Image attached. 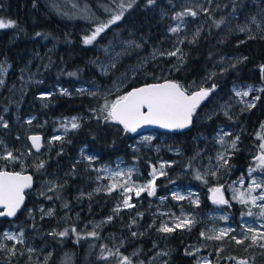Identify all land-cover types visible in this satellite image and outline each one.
Wrapping results in <instances>:
<instances>
[{
	"label": "trees",
	"instance_id": "trees-1",
	"mask_svg": "<svg viewBox=\"0 0 264 264\" xmlns=\"http://www.w3.org/2000/svg\"><path fill=\"white\" fill-rule=\"evenodd\" d=\"M235 2L238 19L256 12L253 0ZM217 4L221 7L217 8ZM105 6L115 9L112 0H0V20L13 21L16 25L0 29V59L11 65L6 89L0 91V113L11 103L6 90L21 83L22 75L34 52L41 53L47 50L50 52L52 49L49 70L40 81L28 88L24 104L21 106V114H32L37 117V125L29 127L28 132L42 133L46 140L51 134V129L59 121H64L72 115L82 116L80 127L70 130L62 143L55 147H44L42 151L36 153L28 141L30 152L28 150L25 172L34 175V187L28 192L26 207L17 219L2 223V228L9 227L14 222L28 220L29 232H43V238L36 240L40 242L43 239L52 251L47 264H117L118 257H110L108 260L99 258L105 245L113 252L116 251L113 249L112 239L124 241V245L119 248L122 255L138 251V255L132 259L133 264L140 262L148 264L149 257L158 246L168 251L167 264H194L200 253L208 254L211 264H236V260L228 257L246 259L249 264H264V249L249 247V241L236 244L229 237L223 241H215L200 236V233L205 232L212 224L209 212L217 206L209 197L210 188L223 185L226 190L225 179L235 180L246 176L249 165L254 163L253 157L259 154L260 139L257 134L264 122V92H260V99L256 101L255 107L249 110L235 111L232 116H225L219 112L209 117L207 113L217 106L219 101L231 96V86L235 83H253L264 87V73L261 71V66L264 65V39L258 37L241 40L240 36L234 34L222 39L226 25L216 28L212 20L221 17L231 19L233 0H214V6L210 8L212 19L204 14L199 15L201 33L198 38L195 42L186 39L181 44L183 59L179 64L175 56L150 59L135 72L125 88V91H129L140 85L165 79L176 80L189 88L190 83L215 73L211 79L208 78L205 87L208 88L214 83L217 86L216 90L196 110L190 129L179 134H168V142L174 149L179 150V154L165 153L174 162L167 168V175L156 180L157 196H166L173 184L186 183L200 190L203 193L200 206L187 204L185 207L201 214V218L190 232L177 230L172 234H161L157 232L156 227H150L145 195L140 198L142 203H138L135 208L124 209L116 214L113 209L121 198L119 191L110 195L91 194L94 184L93 171L79 157L80 147L85 146L96 153L98 162L101 163L113 164L118 158L136 162L145 174L142 179H146L154 158L150 157L152 151L133 147L137 134L125 133L120 125L103 123L93 118L90 110L98 108L103 102L100 94L93 97L87 93L74 95L53 93L43 105L36 97L38 93L47 92L57 85L74 90L81 83L94 81L105 87L154 48L170 50L174 44L171 40L173 35L169 31L172 18L176 12L186 8L183 0H156L153 5H148L147 0H134L132 7L124 12L121 22L116 26L120 25L125 29V33L129 31L130 35L136 38L135 44L141 47L133 46L127 50L115 66L107 74H103L95 64L101 56L95 41L92 44L84 43V38L90 36L95 27L94 22L85 19L84 16L90 12L100 20H107L110 14L104 11ZM85 9L88 12H85ZM36 33L41 35L37 36ZM231 55H239L240 61L226 68L216 66L220 58ZM244 57L247 59H243ZM70 72L76 75L69 76ZM111 98L112 96H108V99ZM13 105L11 103L12 111L6 116L9 117V122L12 120L8 128L15 131L16 125L11 116L15 106ZM38 121H44V126H38ZM221 126L231 128L233 132L229 136L230 139L235 136H239L240 139L229 162L230 168L223 172V178L215 180L209 176V182L205 184L195 179V171L197 169L201 171V165L208 162L217 149L214 140L210 138L214 137ZM22 134L25 135V132ZM10 146L13 153L20 157V161L17 162L20 163L22 145L19 147L12 140ZM41 162H44V167L38 170L37 166ZM189 162L192 167L188 166ZM17 163L13 164L12 169H16ZM42 178H50L57 183L55 191H47L39 197L35 190ZM225 194L226 198L231 199L227 190ZM46 196H51L52 199L49 200ZM44 204L53 205L55 210L53 216L41 221L23 218L27 207ZM64 204H68V207L65 208ZM220 208H223L235 230L240 231L243 206L232 201L231 208L227 206ZM68 211L72 217L77 214L76 219H68L66 214ZM139 212L144 213L143 217L139 224L134 226L132 223L134 215ZM111 215L113 219L102 232L98 233L99 239L89 237L80 239L79 243L76 242V235L71 232L73 227L76 233L83 236L86 235V231L82 229V223ZM65 228L70 230L67 237L50 235ZM132 232H137L138 235L133 237ZM140 233L143 235H139ZM194 246L202 250L193 252ZM219 248H223V251H218ZM187 252L194 254L188 255ZM18 256L13 260H7L2 253L0 264H28L23 256L22 258Z\"/></svg>",
	"mask_w": 264,
	"mask_h": 264
},
{
	"label": "snow or ice",
	"instance_id": "snow-or-ice-1",
	"mask_svg": "<svg viewBox=\"0 0 264 264\" xmlns=\"http://www.w3.org/2000/svg\"><path fill=\"white\" fill-rule=\"evenodd\" d=\"M212 0H209V4ZM112 3L115 5V9L110 6H105L104 11L109 13L110 16L107 20H100L95 17L90 12L88 15L84 16L85 19H89L93 21L95 27L92 30L90 36H86L84 38L85 44H92L97 40L98 37L101 36L102 33H105L107 29H109L113 24H116L123 18L124 12L127 11L128 8L132 7L134 0H112ZM156 3V0H147L148 5H153ZM217 8H220L221 5L217 4ZM227 7V5H224ZM237 4L235 0H233L231 19H227L225 17H221L220 19H213L212 23L216 28H220L222 25H227L229 31L232 29V22L237 19L236 14ZM88 12L87 9L84 10ZM204 14L212 19L211 9L207 6L201 5L199 7V11L194 10L193 8H185L182 11L176 12L173 16L175 21L179 23L174 27H170L169 31L173 34H177L181 31V26L184 24L185 17L196 18L199 15ZM15 22L8 21L4 22L0 20V29L15 27ZM236 31L247 34V39H264V9L260 12L256 13V15H252L250 17L245 18V22L242 24H236ZM37 36H40L41 33H36ZM200 35V29L196 31L194 34V38L192 42H195V37ZM183 40H179L178 43H183ZM246 41H241V43H245ZM141 47V45L135 44V42H128L125 46L129 47ZM107 53V49L105 50ZM123 53H114L113 59L119 58ZM181 49L179 47H175L174 50L168 52H157L154 51L151 54V58H155L157 56H178L182 59ZM243 59H247L244 57ZM113 67L115 64L113 63ZM0 71H3V66H0ZM133 72L136 69H132ZM261 71L264 73V65L261 66ZM69 76H75L76 73L70 72ZM215 73H212L209 76H214ZM4 84V80L0 79V87ZM120 85H116V89L119 90ZM216 84H212L210 87L205 88L202 85L199 86L198 89L190 91L188 87L182 85L179 82L172 80H165L161 83H152L146 84L142 87L134 88L126 93L117 96L113 100H108L106 96L103 98V102L100 104L98 108L91 109L90 111L93 114V118L103 123H111L122 126V130L125 133H137L139 129L143 128L147 125H155L163 129L168 130H183L191 126L193 121V116L196 114L197 108H199L200 104L206 100L215 90ZM61 94L63 95H71V93L67 89H61ZM78 93H87L90 96L96 97L98 95L99 90H88L85 88H80L76 90ZM112 90H108V93L111 94ZM253 91L264 92V87L259 89H254L253 87H248L247 91H235V96L240 97V103H245L243 100L244 97L249 96V94ZM103 96V93H100ZM51 93L42 94L41 99H49ZM259 96H254L252 102H247L245 104L246 108L250 109L255 107V101L259 100ZM7 109H5L6 111ZM227 115V113H225ZM231 118V117H229ZM35 117H32L26 121L28 124H32ZM9 125L6 121H4L3 116H0V127L7 128ZM80 127V123L77 117H71L67 123H62L61 128H63L64 133L66 134L69 130H75ZM264 128V125L261 126ZM231 136L230 132H224L221 130V133L218 134V143L221 145L222 151L218 152L215 160L216 164L212 165L203 173L197 169L195 171V179L201 180L203 183L207 184L208 177H216L217 173L220 172L221 169L228 170L230 168V160L234 151L237 149V143L239 141V136H235L231 139V141H227L225 137ZM31 140V147L34 148L37 152L40 151L43 146V138L40 135H32L29 137ZM145 140H150V137H144ZM258 139L261 140V143L258 145V155L253 157V164L249 165L248 168V178L249 183L246 188H237L235 186H231L232 196L231 199L226 198L224 194V186L217 185L210 188L212 193L211 201L214 205L217 206H227L228 208L232 207V201L237 202L241 206H243V211L241 212V220L243 221L245 217L251 218L253 223L256 220L264 221V179H260L257 176H254L253 173L261 172L264 173V134H258ZM54 141H63V136L56 135L53 136L49 141V145H51ZM3 144V141H0V145ZM229 148L232 150L229 151ZM5 154L0 155V162H6L2 167H0V217H15L17 212L20 211L21 207L24 204L25 189L32 187V176L31 175H23L21 172H14L7 169L8 164H14L20 161V157L15 155L11 150H7L5 148ZM83 154V150H82ZM199 155V153L197 154ZM89 162L96 159V157L88 156L86 157ZM211 159V158H210ZM171 167L170 162H164L159 165V169L157 166L152 165V171L150 175L152 179L148 181V183L143 185H137L135 182L131 181L132 170L117 171L113 174H110V178L113 180V183L109 184L106 188L107 193L110 195L113 191L120 192L122 197L121 203L117 204V206L113 209V212L118 214L121 210L127 208H135L136 205L131 203L133 199V195L137 198L141 196L142 193H147L149 197L157 196V186L156 180L160 176H165L167 173L164 171L165 167ZM189 167H192L191 162H189ZM44 167V162H41L37 168L42 169ZM102 171H107V169H102ZM236 182H234L235 184ZM238 183L243 186L244 185V177L241 176ZM48 191H55V186L49 187ZM97 192L101 191L100 188L96 189ZM43 195V193H41ZM91 195V194H90ZM47 199L51 200V196H46ZM161 203L166 201L168 196H160L157 197ZM171 198L176 201L188 200L189 203L193 204L195 207L200 206L199 196L196 193H189L188 195H183L178 192L171 193ZM64 207L67 208L68 204H64ZM256 209V211H254ZM29 214L31 215V210ZM41 213H44L47 216H52L54 214L52 209H49L46 213L45 210L41 207L39 209ZM139 216H143V213H138ZM160 216L169 217L168 220H162L160 225L157 227L155 225V221L150 227H156L157 232L161 234H172L177 230L180 231H191L192 228L198 222L195 215L184 214L183 211L180 216H176L174 213L168 212H160ZM43 218V216H41ZM228 216L224 215L220 217L225 221L228 220ZM113 219L112 216L107 217L105 221L102 223H109ZM133 224L136 223L135 219L132 221ZM97 228L100 225H96ZM69 229L65 228L60 232H52L50 235L58 236V237H67L69 235ZM236 231L234 228H220L213 229L210 233L201 232L200 236L206 240H215V241H223L225 238L231 236V239L236 244H243L245 241H249V247L256 246L261 249H264V223H260L258 226L253 227L252 223H248L245 221L244 225L241 227V237L237 238L236 236H232L231 233ZM71 232L76 235V242L79 243L80 239H87L89 237L94 239H99V234L97 231L93 230L88 232L86 235H81L76 233V229L73 227ZM3 238L6 240L15 241L17 244L24 243V232L20 231L19 234L4 232ZM131 235L133 237L137 236V232H132ZM139 235H143L140 233ZM121 246H123L121 244ZM155 247V245H154ZM6 250L11 255H16V250L14 247H9L5 244H0V251ZM29 253L35 252V249L29 248L27 250ZM105 251H107V255H105ZM199 251V249H197ZM218 251H223V248H219ZM188 255H193L194 253L187 252ZM23 255V252L20 253ZM51 253L45 257V264H47V260L51 257ZM133 255H138V253H134ZM158 256H166V252H160L157 254ZM110 257H118L117 264H133L132 259L129 256L122 255L119 248L116 251H112L108 249L105 245L101 249L100 259L108 260ZM155 259V257L153 258ZM228 259L236 260V264H249L248 260L240 259L237 260L235 257H228ZM143 264V262H140ZM162 264H167V261H163ZM197 264H211L210 260H204L203 262L198 261Z\"/></svg>",
	"mask_w": 264,
	"mask_h": 264
},
{
	"label": "rangeland",
	"instance_id": "rangeland-1",
	"mask_svg": "<svg viewBox=\"0 0 264 264\" xmlns=\"http://www.w3.org/2000/svg\"><path fill=\"white\" fill-rule=\"evenodd\" d=\"M254 4H256V12L248 15V16H244L241 19H236L235 21L232 22V29L231 31H229L228 26H225L224 32L222 34V39H226L228 38L231 34H234L236 36H240L241 40L242 39H246L247 38V34L246 33H241L239 31L235 30L236 24H242L245 22V18L246 17H250L252 15H256V13L260 12L262 9H264V0H253ZM183 5L186 8H193L194 10L199 11V7L201 5L203 6H207L209 8L214 6V0H212V2L209 4V0H183ZM238 17V15H237ZM199 16L196 18H192V17H185L184 18V24L181 26V31L177 34H173V37H171V40L174 41V44H172V48L170 50H160L158 48H154L152 51H150L149 53L143 55L142 57L139 58V61L137 64H133L131 65L127 70H125L124 72H122L116 79H114L110 84H108L107 86L103 87L99 84H96L94 81L91 82H85V83H81L78 87H76L74 90L69 89V88H64L60 85H57L54 89H51L47 92H41L38 93L36 95V97L38 98V100L42 103V105L44 103H46V99H41V95L42 94H48L51 93V95L53 93H58L61 94V89H67L71 95L77 94L78 92L76 91L77 89L80 88H85L88 90H99L98 94L103 93V98L104 96L107 97L108 96H112L111 99L108 100H113L115 99L117 96L122 95L124 93H126L127 91H125V88L127 87L130 79L135 75V72L140 69L142 67L143 64H145L148 60L153 59L151 58V54L154 51L157 52H168V51H172L174 50L175 47H179L181 49V56L183 59V51H182V47L181 44L182 43H178L179 40H186V39H192L194 38V34L196 33V31L198 29H200V33H201V26L199 24ZM120 21H118L116 24L120 23ZM178 21H175L172 18V22H171V27L176 26V24H178ZM116 24H113L109 29L106 30L105 33H102L100 37L97 38V40L95 41V45L98 48V50L101 52V56L96 60V67L97 69L102 72L103 74H107L109 72V70L113 67V63L115 64L118 59L130 48H126L125 46L128 44V42H135L136 38L131 36L129 31L127 33L124 32L125 29H122L119 26H116ZM192 27V28H191ZM198 37H195V39ZM107 49V53L105 52V50ZM52 50V49H51ZM51 50L50 52H34L32 59L30 60V62L28 63V65L25 68L24 74L22 75L21 78V83H19L15 88H8L6 90V92L10 95V102L13 103L14 105V109L13 112L11 114V116L14 119V124L16 125V129L15 131H12L11 128H3L0 127V141H3V144L0 145V155L5 154V148L7 150H12L11 146H10V142L13 140V142H16L17 146L20 147V145L23 146V150L21 152V159L23 161V159L26 157L28 159V150H29V146L26 145L25 143V135L22 134V132H26L28 131L29 127L31 126H35L37 125L36 120L37 117L36 115H32V114H28V116L21 114L20 110H21V106L22 101L24 100L25 95L28 92V88L32 85L35 84L36 82L40 81L41 77L44 75V73L49 70L50 68V64L52 61V56H51ZM123 53L119 58L117 59H113V54L114 53ZM159 57V56H157ZM176 62L177 64H179L182 59H180V57L175 56ZM241 59V57L239 55H231V56H223L222 58H220L217 61L216 66L221 67V68H226L232 65H235L237 62H239ZM0 66H3V71H0V79L4 80V84L2 87H0V91L6 89V83H7V73L11 70V65L4 61ZM132 69H136L135 72L132 71ZM209 77L206 78H202L200 80L194 81L192 83L189 84V88H191L192 90H196L199 88V86H203L205 87L206 81L208 80ZM116 85H120L119 90L116 89ZM248 87H253L254 89H259L262 86L261 85H256L253 83H243V82H238L235 83L231 86V96L224 100V101H219V103L217 104V106L213 107L212 110H209L207 113V116L209 115V117L221 112L223 115L225 116H232V113L238 110L244 111V110H249L248 108H246L245 104L247 102H252L253 97L254 96H259L260 95V91H253L249 94V96L244 97L243 100L245 101V103H240V97H236L235 96V91H247ZM207 88V87H205ZM108 90H112L111 94L108 93ZM190 90V89H189ZM190 90V91H192ZM4 95V93L2 94ZM257 101V100H256ZM255 101V103H256ZM11 103L9 106H7L5 109H7L5 111L0 113V116H3L4 121H6L8 123V125L11 124V121L9 122V117L6 116V114H9L10 111H12V106ZM24 103V101H23ZM227 113V115L225 114ZM77 117L79 123H81V119L82 116L81 115H72L67 117L64 121H59L57 123V125L52 128L51 130V134L50 136L44 140V147H55L57 146V144H61L62 141H54L51 145H49L48 141L56 135H60L63 136V139L65 137V135H67V133L70 131H68L66 134L64 133L63 128H61V124L62 123H67V121L71 118V117ZM32 117H35V119L33 120L32 124H28L26 123V121ZM44 121H38V126L41 125V127L44 126ZM262 125H264V122L262 123ZM261 125V126H262ZM221 130H223L224 132H230L232 133L233 131H231V128H228L226 126H221L218 129V132L214 135L213 138H210L212 140H214V143L217 146V149L215 150L214 154L211 156V159L206 162L205 164L201 165V172L203 173L204 171H206L208 168H210L212 165L216 164V160L215 157L217 155L218 152L222 151L221 145L217 142L218 141V134L221 133ZM29 133V132H28ZM33 133H39V132H33ZM258 134H264V128H260V131L258 132ZM257 134V136H258ZM19 135V137H18ZM13 136V138H12ZM168 134L166 133H160L156 130H147L143 133L137 134L136 138H135V142L133 144V147L135 149H142L145 148L148 151H152V154L150 155V157H152V159L154 158V162L151 163V168L150 171L148 172V178L146 179H142L143 176L145 174H143V171L141 170V167H139L138 163L136 162H127L126 160L122 159V158H118L116 159V161L113 164H107V163H101L98 162V157L96 155V153H94V151H90L89 149H87L85 146L80 147L79 149V157L81 160H83L87 166L93 171V188L91 191V194H108L106 191V188L109 184L113 183V180L110 178V174H113L117 171H124L127 172L128 170H132V176H131V181L135 182V184L137 185H143L148 183V181H150L152 179V176L150 175L151 171H152V165L157 166V168L159 169V165L161 163L164 162H170L171 165H173L174 160L168 156H166L165 153L168 154H179V150L178 149H174L172 147V145L170 144V142H168ZM144 137H150V140H145ZM234 138V137H233ZM225 139L227 141H231V139L229 138V136L225 137ZM19 141V142H18ZM261 143V140H260ZM82 150H83V154H82ZM230 150V148H229ZM30 152V150H29ZM88 156H93L96 157L95 160L89 162L87 160L86 157ZM19 157V156H18ZM22 161L19 163L20 164V168L22 167ZM3 165L5 164V162H0ZM18 164V163H17ZM9 165V164H8ZM13 165V164H11ZM24 171L27 168V165L24 166ZM167 166L164 168V171L167 173ZM102 169H107V171H102ZM225 170L221 169L220 172L217 173L216 177H212L215 180H219L220 178H223V172ZM254 176H257L260 179H264V173L261 172H256L253 173ZM163 177V176H160ZM159 177V178H160ZM211 177V176H210ZM244 177V185L241 186L238 181L239 179H232V180H228V178L225 179V184H226V190L229 192V197L232 196V189L231 186H235L237 188H241V190H243V188H246L248 186L249 183V178H248V171H247V175L243 176ZM234 182H236L234 184ZM56 181L50 178H42L41 180H39V186L38 188L35 190V194H37L39 197L42 196L41 193H43V195L48 191L49 187L55 186L56 185ZM100 188L101 191L97 192L96 189ZM224 189V194L225 191ZM119 191V190H118ZM115 192V191H113ZM112 192V193H113ZM173 192H178L180 194L183 195H188L189 193H196L199 196V200L201 199L202 196V192L194 187H192L190 184H186V183H181V184H173L172 186H170L169 192L166 196H168L169 198L164 201L163 203L160 202V200L157 197L160 196H156V197H149L147 195V193H142L141 196L139 198L135 197L133 195V199L131 201V203L137 205L138 203H142L140 200V198L142 197V195H145L147 197V208L149 211H147L149 213V224L152 225L153 221H155V225L158 227L160 225V223L162 222V220H168L169 217L167 216H160L159 213L160 212H168V213H174L176 216H180L182 211L184 214H191V215H195L197 221L200 220L201 218V214L195 212L194 210L185 207V205H193L191 203H189L188 200H183V201H176L174 199L171 198V193ZM206 194V193H205ZM212 193L210 192L209 197L211 198ZM226 196V194H225ZM122 200V197L120 198V200L117 201V204H120ZM140 201V202H139ZM116 204V206H117ZM115 206V207H116ZM43 208L45 210V213L49 210L52 209L53 212L54 207L53 205L50 204H44V205H40L38 207H27L25 214L23 216V218H29V221L34 220V219H39V221L49 217L47 215H45L44 213H41L39 211L40 208ZM114 207V208H115ZM127 209V208H125ZM132 209V208H131ZM223 208H220V206H216L213 210H211L209 212V216L212 219V224L210 225V227L205 231L207 233L211 234V231L213 229H220V228H234V226L230 223L229 218L227 221L220 219V217L226 215V213L222 210ZM27 210H31V215L29 214V211ZM124 210V209H123ZM254 211H256V209H254ZM142 213V212H139ZM67 214V218L68 219H76L77 214L71 215V212L68 211ZM144 214V213H143ZM41 216H43V218H41ZM53 216V215H52ZM112 216V215H111ZM51 217V216H50ZM107 217H102V218H97V219H89L86 220L85 223H82V229L85 230L86 234L88 232H91L93 230L97 231L98 233L102 232L103 228L108 224V223H102V221H105L107 219ZM135 217V221L136 223L133 224L134 226H137L139 224V222L141 221V216L138 215V213H136L134 215ZM245 221H247L248 223H252L253 227L258 226L260 223H264V221L261 220H256L254 223L251 220V218L245 217L244 220L242 221V226L244 225ZM27 223L28 220H21L18 222H14L12 223L11 226L9 227H5L2 228V223H0V244H5L9 247H14L16 250V255H11L9 252H7L6 250L4 251H0V254L3 253V256L5 257V259L7 260H13V258L17 257L18 255H20L21 252H23V255H20L18 257L23 256L24 260L28 263V264H45V257L48 256L49 253L52 254V251L50 249V247H48V244H45L43 239L40 240V242H38L36 239H41L44 236L43 232H38V231H34V232H29V229L27 228ZM96 225H100L99 228L96 227ZM32 229V226L30 227ZM235 229V228H234ZM20 231L24 232V243L23 244H17L15 241H11V240H6L3 238V233L4 232H9V233H14V234H19ZM232 236H236L237 238L241 237V231H234L231 233ZM229 238L231 239V236H229ZM124 245V241L122 240H118V239H112V246L113 249H117L122 247L121 246ZM29 248L35 249V252L33 253H29L27 250ZM197 249H199V251L202 250V248H198V247H193V252H196ZM160 252H166L168 254V251L165 250L164 248L158 246L155 250V252L153 253V255L151 257H149V261L148 264H162L163 261H166V256H158L157 254ZM134 253H138V251L134 250L131 251L130 253H128L125 256H129L131 259L134 258L135 255H133ZM2 257V256H1ZM155 257V259H153ZM22 258V257H21ZM50 259V258H49ZM48 259V260H49ZM47 260V263H48ZM204 260H210L209 259V255L208 254H203L200 253L196 262L194 264H197L198 261L203 262Z\"/></svg>",
	"mask_w": 264,
	"mask_h": 264
},
{
	"label": "water",
	"instance_id": "water-1",
	"mask_svg": "<svg viewBox=\"0 0 264 264\" xmlns=\"http://www.w3.org/2000/svg\"><path fill=\"white\" fill-rule=\"evenodd\" d=\"M165 80H172V79H165ZM165 80L160 81V82H155V83H161V82H164ZM172 81H176V80H172ZM176 82H178V81H176ZM148 84H152V83H148ZM144 85H146V84L140 85V86H138V87H142V86H144ZM138 87H136V88H138ZM133 89H134V88H133ZM131 90H132V89H131ZM129 91H130V90H129ZM206 100H207V99H206ZM206 100H204V101L200 104L199 107H201V106L204 104V102H205ZM197 109H198V108H197ZM193 119H194V116H193ZM192 123H193V121H192ZM191 125H192V124H191ZM190 127H191V126H190ZM190 127L186 128V129H183V130H176V131H173V130L163 129V128H160V127L155 126V125H147V126H144V127L141 128V129H139L138 132L135 133V134H140V133H143V132H145V131H147V130H156V131H158V132H160V133H166V134H179V133H182V132H186V131H188V130L190 129ZM32 135H40V136L43 138V146H42L41 149H40V151H42L43 148H44V136H43V134H42V133H30L29 136H28V139H29V137L32 136ZM29 142H30V144H31V140H30V139H29ZM33 150H34V152L37 153V151H36L34 148H33ZM40 151H39V152H40ZM14 172H17V171H14ZM21 173H22L23 175H31V176H32V178H33V180H32V187H31V188H28V189H25V191H24V195H25L24 204H23V206L21 207L20 211L17 212V215H16L15 217H7V216H3V217H0V219H7V220H9V221H13V220L17 219V217L19 216V214H20V213L22 212V210L26 207L27 194H28L29 191H31V190L33 189V187H34V183H35V178H34V175H33L31 172H21Z\"/></svg>",
	"mask_w": 264,
	"mask_h": 264
},
{
	"label": "flooded vegetation",
	"instance_id": "flooded-vegetation-1",
	"mask_svg": "<svg viewBox=\"0 0 264 264\" xmlns=\"http://www.w3.org/2000/svg\"><path fill=\"white\" fill-rule=\"evenodd\" d=\"M2 60L0 59V62H1ZM9 74H10V71L7 73V81H8V78H9ZM41 93V92H40ZM24 101V100H23ZM23 101H22V104H24L23 103ZM26 116H28V114H25ZM27 130V129H26ZM26 130H25V143H26V145L28 146V141H29V139H28V136H29V133H28V131L26 132ZM18 137H19V135H18ZM22 150H23V146H22ZM13 152V151H12ZM28 164V159L25 157L24 159H23V161H22V167L20 168V165H19V163L18 164H16L15 165V168L16 169H12V168H14L13 167V165H11V164H9V165H7V169L8 170H10V171H17V172H25L24 171V166H26ZM3 166V164L2 163H0V167H2ZM9 167V168H8ZM9 220H7V219H0V223H9L8 222ZM14 221V220H13ZM13 221H11V222H13Z\"/></svg>",
	"mask_w": 264,
	"mask_h": 264
},
{
	"label": "bare ground",
	"instance_id": "bare-ground-1",
	"mask_svg": "<svg viewBox=\"0 0 264 264\" xmlns=\"http://www.w3.org/2000/svg\"><path fill=\"white\" fill-rule=\"evenodd\" d=\"M4 61H6V60H2V61L0 62V65H1ZM6 62H7V61H6Z\"/></svg>",
	"mask_w": 264,
	"mask_h": 264
}]
</instances>
